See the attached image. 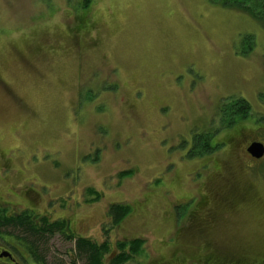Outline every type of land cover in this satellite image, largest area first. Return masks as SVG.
<instances>
[{"label": "rangeland", "instance_id": "obj_1", "mask_svg": "<svg viewBox=\"0 0 264 264\" xmlns=\"http://www.w3.org/2000/svg\"><path fill=\"white\" fill-rule=\"evenodd\" d=\"M241 98L249 108L233 118ZM201 135L221 144L199 155ZM253 140L264 143V22L208 0H0L7 213L72 216L110 249L140 237L134 263L257 258L264 157L238 154ZM113 203L131 208L116 225ZM43 244L46 264H81L72 240Z\"/></svg>", "mask_w": 264, "mask_h": 264}, {"label": "trees", "instance_id": "obj_2", "mask_svg": "<svg viewBox=\"0 0 264 264\" xmlns=\"http://www.w3.org/2000/svg\"><path fill=\"white\" fill-rule=\"evenodd\" d=\"M211 3H216L224 7L236 9L246 13L258 22H264V0H208ZM87 13L85 12V15ZM234 109L232 116L237 118L245 113L249 104L244 99H237L232 106ZM234 120V119H233ZM232 122V119H230ZM236 121H234L235 123ZM233 124V123H230ZM205 136H196L194 149H199V155L209 154L219 144L210 145L208 142L210 137L205 141ZM91 194H95V198H99V194L90 190ZM130 206L123 203H113L108 208V215L111 219V224H118L130 211ZM3 219H2V218ZM6 226L15 232L14 240L24 244L31 255L32 260L36 264H46L43 250L41 249L43 241L48 236L59 233L67 240H74V260L80 259L81 264H103L104 254L108 256L109 264H140L134 263L135 256L141 253L143 240L140 237H134L129 240L117 241L113 248L110 249V244L107 240L98 243L91 238L85 236L67 235L65 233V222L63 219H55L50 221L46 215H38L32 211H22L17 216L2 215L0 216ZM5 226V227H6ZM7 228V227H6ZM12 232V231H11ZM13 233V232H12ZM59 264V261L53 262Z\"/></svg>", "mask_w": 264, "mask_h": 264}, {"label": "flooded vegetation", "instance_id": "obj_3", "mask_svg": "<svg viewBox=\"0 0 264 264\" xmlns=\"http://www.w3.org/2000/svg\"><path fill=\"white\" fill-rule=\"evenodd\" d=\"M235 137L236 136H231L230 140L234 139ZM253 141H259V140H253ZM253 141H251V142H253ZM251 142H249L248 145ZM248 145H246V143H245L244 145H240L239 146L238 154L241 157L242 156L250 157L252 160H257V161L261 160L264 157V154L259 159H256L253 156H251L250 153L247 151ZM263 145H264V143H263ZM216 168L218 169L217 165H216ZM217 169L215 170V173H217L216 172ZM243 194H244V192L242 190H240V195H241L242 199H243V197H242ZM244 195H246V194H244ZM231 196L239 197V195L236 194V192H234V194H232ZM241 202H239V201H237V202H229L230 204L228 206L229 207H234V206L238 205V203L240 204ZM198 204H199L198 207L204 206L205 209L211 208V205H212L210 200H209V202L206 200L205 203L204 202L201 203V200H200V202ZM25 210H28V209H25ZM25 210H20L19 212L7 213L6 210L4 209V207H0V216H2V215L17 216L22 211H25ZM205 211H203V212H205ZM35 214H37V213H35ZM42 215H45V214H42ZM1 218H0V252L8 251L11 254L12 258L10 259V258H6V257H2V258H0V264H19V261H18L19 256H22V258L29 257L32 260L31 255L28 252V250H27V248L25 247L24 244L16 242L14 240L13 236L7 237L8 235H11V233H10L11 231L7 232V229L10 228V226H6V225H9V224H5L4 221L1 224V221L3 219V218L2 219ZM60 219H63L64 222H65L64 228H65V233L67 235L84 236V235L78 234L74 230L75 228L72 225L74 219H73L72 216H66V217L60 218ZM50 221H53V220L50 219ZM56 234H59V233H56ZM72 241L74 242V240H72ZM203 258L204 259L201 261V264H264V252L257 258L251 257L250 255H245V256H242V257H239V258H235V257L227 258V257H220V256H217V255H214V254H210V255H208L206 257H203ZM33 263L36 264L35 262H33ZM180 263H181L180 260H178V258H176L174 256V257H172L171 260H169V261H160L158 264H180Z\"/></svg>", "mask_w": 264, "mask_h": 264}, {"label": "water", "instance_id": "obj_4", "mask_svg": "<svg viewBox=\"0 0 264 264\" xmlns=\"http://www.w3.org/2000/svg\"><path fill=\"white\" fill-rule=\"evenodd\" d=\"M247 151L255 158H260L264 154V146L259 141H254L249 144L247 147ZM6 257V258H12L11 254L8 251H2L0 252V258Z\"/></svg>", "mask_w": 264, "mask_h": 264}]
</instances>
